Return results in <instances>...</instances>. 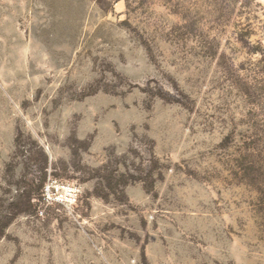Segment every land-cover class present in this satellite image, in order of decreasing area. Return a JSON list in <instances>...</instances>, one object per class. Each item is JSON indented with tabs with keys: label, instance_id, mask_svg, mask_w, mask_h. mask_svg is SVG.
I'll list each match as a JSON object with an SVG mask.
<instances>
[{
	"label": "rangeland",
	"instance_id": "rangeland-1",
	"mask_svg": "<svg viewBox=\"0 0 264 264\" xmlns=\"http://www.w3.org/2000/svg\"><path fill=\"white\" fill-rule=\"evenodd\" d=\"M0 233V264H264V0H0Z\"/></svg>",
	"mask_w": 264,
	"mask_h": 264
},
{
	"label": "bare ground",
	"instance_id": "bare-ground-1",
	"mask_svg": "<svg viewBox=\"0 0 264 264\" xmlns=\"http://www.w3.org/2000/svg\"><path fill=\"white\" fill-rule=\"evenodd\" d=\"M57 188H58L59 191L61 190V191H63L64 193L69 191V190H68L67 188H65V187H59V186H58Z\"/></svg>",
	"mask_w": 264,
	"mask_h": 264
},
{
	"label": "trees",
	"instance_id": "trees-1",
	"mask_svg": "<svg viewBox=\"0 0 264 264\" xmlns=\"http://www.w3.org/2000/svg\"><path fill=\"white\" fill-rule=\"evenodd\" d=\"M2 228H4V226L3 227L1 226V232H2ZM0 235H1V233H0Z\"/></svg>",
	"mask_w": 264,
	"mask_h": 264
}]
</instances>
